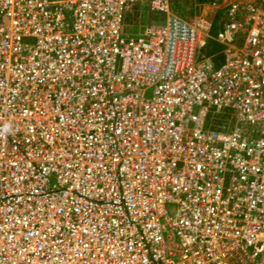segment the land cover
<instances>
[{
    "label": "built area",
    "instance_id": "1",
    "mask_svg": "<svg viewBox=\"0 0 264 264\" xmlns=\"http://www.w3.org/2000/svg\"><path fill=\"white\" fill-rule=\"evenodd\" d=\"M214 8L0 0V264H264V0Z\"/></svg>",
    "mask_w": 264,
    "mask_h": 264
},
{
    "label": "rangeland",
    "instance_id": "2",
    "mask_svg": "<svg viewBox=\"0 0 264 264\" xmlns=\"http://www.w3.org/2000/svg\"><path fill=\"white\" fill-rule=\"evenodd\" d=\"M170 7L173 5V1L177 0H169ZM206 0V1H197V0H178V7H180L181 18L183 19H192L202 18L205 20H212L215 17L214 12L216 13V8L214 7H224L227 8V5L234 1H242V0ZM248 1V0H245ZM220 12L217 13L219 15ZM180 16V15H179ZM153 21H156L155 17L151 15L146 9L145 6H134L130 8L126 15V23H125V30L127 32H135L138 30L139 26L142 25H149ZM214 21V20H213ZM212 21V28L216 26L215 22ZM218 24V22H216ZM217 117H215L216 119Z\"/></svg>",
    "mask_w": 264,
    "mask_h": 264
},
{
    "label": "trees",
    "instance_id": "3",
    "mask_svg": "<svg viewBox=\"0 0 264 264\" xmlns=\"http://www.w3.org/2000/svg\"><path fill=\"white\" fill-rule=\"evenodd\" d=\"M197 1L201 2V1H206V0H197ZM171 9L175 14L181 16L182 11L180 10V7H178V0L173 1V5H172ZM217 21H218V18H217ZM216 22H215L216 26H214L211 30L212 34L216 33V29L218 27ZM220 50H221V46L216 44L215 42H212V41L209 42L207 47L203 50L204 54H206L207 56H210L212 58V61L216 67L219 66L222 62V55L219 54Z\"/></svg>",
    "mask_w": 264,
    "mask_h": 264
},
{
    "label": "clouds",
    "instance_id": "4",
    "mask_svg": "<svg viewBox=\"0 0 264 264\" xmlns=\"http://www.w3.org/2000/svg\"><path fill=\"white\" fill-rule=\"evenodd\" d=\"M216 20V18L214 19V21ZM217 44V43H216ZM219 45V44H218ZM221 49H222V47H221ZM221 51V50H220Z\"/></svg>",
    "mask_w": 264,
    "mask_h": 264
},
{
    "label": "crops",
    "instance_id": "5",
    "mask_svg": "<svg viewBox=\"0 0 264 264\" xmlns=\"http://www.w3.org/2000/svg\"><path fill=\"white\" fill-rule=\"evenodd\" d=\"M221 1H225L226 3L228 2V1H226V0H221Z\"/></svg>",
    "mask_w": 264,
    "mask_h": 264
}]
</instances>
